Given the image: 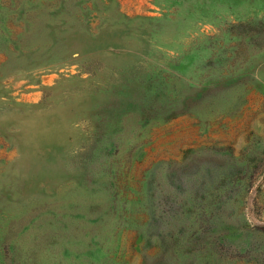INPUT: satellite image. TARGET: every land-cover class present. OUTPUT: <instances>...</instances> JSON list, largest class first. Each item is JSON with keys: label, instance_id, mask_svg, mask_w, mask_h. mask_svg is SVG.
Returning a JSON list of instances; mask_svg holds the SVG:
<instances>
[{"label": "rangeland", "instance_id": "obj_1", "mask_svg": "<svg viewBox=\"0 0 264 264\" xmlns=\"http://www.w3.org/2000/svg\"><path fill=\"white\" fill-rule=\"evenodd\" d=\"M0 264H264V0H0Z\"/></svg>", "mask_w": 264, "mask_h": 264}]
</instances>
